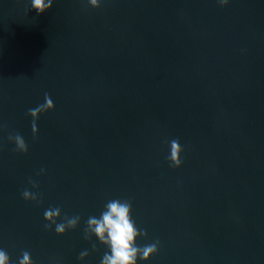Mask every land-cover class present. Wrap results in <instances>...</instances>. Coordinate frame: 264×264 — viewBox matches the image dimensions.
<instances>
[{"label":"water","instance_id":"obj_1","mask_svg":"<svg viewBox=\"0 0 264 264\" xmlns=\"http://www.w3.org/2000/svg\"><path fill=\"white\" fill-rule=\"evenodd\" d=\"M45 93L55 108L34 138L27 112ZM0 125L11 264L25 250L33 264H100L110 250L84 228L111 199L132 202L138 246L159 241L137 264H264V0H54L40 15L0 0ZM49 207L77 228L45 230Z\"/></svg>","mask_w":264,"mask_h":264},{"label":"clouds","instance_id":"obj_2","mask_svg":"<svg viewBox=\"0 0 264 264\" xmlns=\"http://www.w3.org/2000/svg\"><path fill=\"white\" fill-rule=\"evenodd\" d=\"M53 2L54 0H31V8L40 15L51 9ZM86 2L93 8H98L101 4V0H86ZM217 2L223 7L229 3V0H217ZM54 108L53 100L48 93H45L44 103L28 109L27 114L32 118L31 129L34 138L38 136L37 121L40 115L54 110ZM5 127V125H0V129ZM8 141L14 143L15 148L13 150L15 152L27 154L29 151L28 144L19 133H9ZM168 144L170 155L166 159L169 166L179 168L183 163L181 153L184 149L178 139H172L168 141ZM44 171V169H41L39 174H43ZM28 183L32 189L39 187L38 183L31 178H29ZM21 195L26 201L41 203L40 194L29 188L23 189ZM80 219L79 215H62L60 207H49L44 211V220L46 221L44 228L45 230H51L54 226L55 233L62 236L68 230L76 229ZM93 236L110 250V252L104 253L100 264H137L138 258L147 261L158 252L159 241L143 246L137 245V238L147 237V232L137 228L132 218V202L127 199H111L107 201L99 217H88L84 228V239L90 241ZM92 250H97L95 243L92 244ZM88 255V250H83L79 254V259L83 261ZM0 264H11L10 257L4 249H0ZM18 264H33L29 251L22 252Z\"/></svg>","mask_w":264,"mask_h":264}]
</instances>
